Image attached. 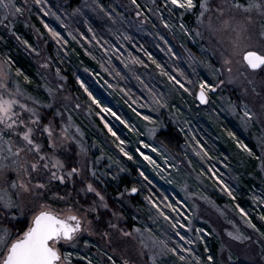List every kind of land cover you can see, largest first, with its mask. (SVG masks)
I'll use <instances>...</instances> for the list:
<instances>
[{
	"label": "rangeland",
	"instance_id": "obj_1",
	"mask_svg": "<svg viewBox=\"0 0 264 264\" xmlns=\"http://www.w3.org/2000/svg\"><path fill=\"white\" fill-rule=\"evenodd\" d=\"M51 1L59 6L56 12L50 8V0H6L14 3L16 8H22V12H17L16 8L5 9L0 4V21H3L0 28L19 40L37 61L41 86L39 88L38 84L35 91L26 88L1 57L0 83H7L13 92L19 86L22 95L16 98L46 113L45 122L54 112L61 114L55 118L57 132L67 124L68 136L75 139H68L58 150V155L66 159L69 166L81 167L82 172L63 182L51 180L46 189L33 188L31 193H24L10 187L11 181L29 179L27 172L14 170V161L23 162L31 159L33 154L22 152L19 157H14L6 154L7 151L3 152L8 161L0 160V163L11 167L0 172V190L11 194L17 202L23 200L24 206L12 210L15 216L0 212V230L7 229L9 233L7 241L0 244V264L7 248L22 236L16 237L4 221L30 217L31 224L40 210L55 212L63 218L72 213L84 217L76 247L63 244L72 256L63 257L62 254L61 264H78V261L88 264V260L93 264L95 260L109 264L104 252H108L117 264L124 260L129 264H264V236L245 223L251 218L252 223L264 231V219H261L264 212L260 211L264 207V182L251 172L260 170L264 175V119H249L244 115L245 104L252 112L259 114L261 111L264 71L249 69L242 57L234 52L237 39L246 41L248 50L264 51L259 37L264 17L258 11L244 14L241 10L232 9V15L252 16V38L248 40L247 34L237 38L232 29L223 24L229 17L227 11L223 16L215 12L217 6L227 8L232 0H227V3L214 0L213 11L207 14L218 31H212L207 22H198V10L184 12L181 16L182 10L168 11L164 0H136L135 3L133 0L100 3L98 0H81L84 10L90 11L92 17H101L103 24L99 30L103 31V38L94 37L95 41L90 42L72 31L68 18L63 17L69 0ZM246 2L241 0V3ZM36 7L39 8L37 11L58 13L60 27L69 38L77 41L76 45L80 47L83 42L88 49L95 50L94 58L101 67L92 68L98 86L95 92L90 90L91 96L100 101L98 104L93 99L96 105L94 114L88 110L87 104L77 102L69 92L63 74L51 66L45 46L51 36L58 44L60 42L49 31V22L41 26L40 21H34ZM36 24L43 27L41 32L35 30ZM29 27H33L35 42L40 43L39 49L35 42L25 43L23 31ZM74 32V36L82 41L74 38ZM92 35L95 36L96 32ZM89 55L93 57L91 53ZM229 59L232 62L226 63ZM78 66L84 75L83 80L88 81L91 77L87 70ZM169 75L175 76L189 91L169 79ZM203 80L218 85L212 91L206 90V104L197 100ZM250 80L254 83H248ZM220 81L224 83L220 84ZM253 87L261 92L260 96L255 94ZM49 104L52 108L47 107ZM105 109H111V112ZM145 116L151 119L145 120ZM170 125L180 136L181 143L177 149L168 147L160 136L161 131ZM109 126L119 139L112 135ZM120 140L125 141L122 147L132 153L133 160L124 156L117 147ZM238 140L250 148L253 145L256 155L240 147ZM81 144L86 152H81ZM146 144L151 147H145ZM137 148L151 156L155 163L145 160ZM93 170L95 177L92 176ZM141 172L148 177L147 180ZM121 176H126L131 187L135 186L139 191L136 194L124 191L125 196L120 197L117 204L122 215L119 220L113 219L118 227L110 229V211L115 208L100 209V219L96 220L97 214L90 211L89 205L98 197L94 193H86L84 188L89 182L97 187L98 181L104 183L103 180L108 178L117 179L118 183ZM247 176L257 179L249 182ZM33 177V184L37 180L49 182L48 174L43 171L33 172ZM53 183L62 188L70 185L69 195L54 191L46 198V192L50 191ZM241 186L247 190V195L249 190L250 195L252 191L253 195L246 198L253 203L236 196ZM257 186L263 189L262 193L258 192L259 197L254 195ZM133 196H138V199L132 201ZM220 197H224L226 202H222ZM169 204L177 210L172 211ZM237 205L245 209L247 217ZM129 217L134 221L132 227ZM89 221L92 222L91 231ZM119 229L131 235L125 236ZM105 231L111 235L104 236ZM240 234L242 238L236 239ZM85 240L91 241V246L85 245ZM80 244L84 246L81 248ZM209 256L213 257L211 261Z\"/></svg>",
	"mask_w": 264,
	"mask_h": 264
},
{
	"label": "snow or ice",
	"instance_id": "obj_2",
	"mask_svg": "<svg viewBox=\"0 0 264 264\" xmlns=\"http://www.w3.org/2000/svg\"><path fill=\"white\" fill-rule=\"evenodd\" d=\"M135 2L136 0H133V3ZM213 2L214 0H164V6L167 7L170 12L174 10H182L180 12L181 16H183L184 12L196 9L198 10V22H207L208 27L212 31H218L216 26L213 24L212 19L207 16L208 13L213 11ZM225 3H227V0H225ZM0 4H2L5 9L16 8L14 3L6 2V0H0ZM232 9L241 10L244 14L258 11L261 16L264 17V0H247L246 3H241V0H232V3L228 4L227 8L222 5L215 8V12L220 13L221 16H223L226 11L229 13L228 19L224 20L223 24L231 28L237 38L247 34V39L251 40L252 33L250 22L252 21V16L232 15ZM16 11L22 12L23 9L16 8ZM137 14L139 15V13ZM0 23H3V21H0ZM45 26L47 27V25ZM181 27L183 28L184 25H181ZM260 28L262 30L259 32V37L261 43L264 44V23L260 25ZM49 31L52 32L53 36L62 39L59 32L52 28H49ZM197 35H199V33H197ZM25 43H27V41H25ZM234 52L235 54L240 55L246 62V65L252 70L259 69L264 71V51L248 50L246 41L237 39L234 44ZM149 56H151V54H149ZM231 62L232 61L230 59L226 61V63ZM157 66L162 67L160 65ZM19 71L20 70L18 69L17 72ZM229 72H231V68H229ZM25 79H28V77L25 76ZM169 79L175 81V83L179 84L180 87L185 88V86L177 80L175 76L169 75ZM81 83L83 84V81H81ZM219 83L223 84L224 81H220ZM248 83L253 84L254 82L250 80ZM262 83H264V81H262ZM216 87H218L217 84H213L207 80L201 81L199 85L200 90L198 93V99L202 103H208L206 90L212 91ZM0 89L5 90L0 91V126H2L0 127V160L8 159L2 155L5 151L14 157H19L22 152L26 154H33L31 159H26L23 162L14 161L16 164V168L14 170L18 172H27L29 179L27 181H11L10 187L13 189H21L24 193H31L33 188H48L51 180L63 182L66 178L75 177L77 174L81 173V167L69 166L66 159H61V156L58 155V150L67 143L68 139H75V137L68 136L67 124H64V126L59 129V133L57 132L58 122L55 118L57 115L61 114L59 112H54L45 122L46 113H41L37 108L30 107L27 103H23L16 98L18 95H22L19 86H17L15 92H13L8 88L7 83H0ZM85 91H88L86 86ZM185 91H189V89L185 88ZM253 91L257 96L261 95V92L256 91L255 87H253ZM88 94L90 96L92 95L91 92ZM93 99L96 100L94 96ZM36 103L39 104L40 101H36ZM96 103L99 104L100 101L96 100ZM47 107L52 108V104H49ZM77 107H79V105H77ZM244 107V115L249 119H264V103L261 104V111L259 114L249 110L247 104H245ZM105 110L111 112V109ZM144 119L149 120L151 118L145 116ZM109 131L112 132L113 136H117V133L113 131L111 126H109ZM230 135L234 136L235 133H230ZM13 137H16L15 141H13ZM117 139H119L118 136ZM237 142L240 144V147H242L249 154L253 156L256 155L249 145L239 140ZM124 144L125 141L120 140V144L117 145V147L120 148V151L124 154V156H126L129 160H133L134 156L132 153L122 147ZM145 147H151V145L146 144ZM262 147H264V142H262ZM46 148L48 151H45ZM80 149L82 153L86 152V149L82 144L80 145ZM136 151L139 152L140 155L143 156V158L149 163H155L151 156L146 155L144 152L140 151L139 148H137ZM10 167L11 166L8 164L0 163V172H5L10 169ZM53 169H56V171H53ZM64 169H67V171L64 172ZM40 171L48 174L49 182L46 183L37 180L36 183L33 184V172ZM140 174L141 176H144L146 180L148 179L143 172ZM92 176H96L95 170H93ZM221 183H223V181H221ZM225 187H227V185H225ZM84 191L86 193H94L95 196L98 197L97 201H94L91 205H89V209L91 212H95L97 214L95 219L99 220L101 215L100 209H110V205L107 202L105 195L91 182L86 184ZM125 191L135 194L139 191V189L133 186ZM0 193H2L0 194V205H2V207H0V212H3L5 215L11 214L12 216H15L16 214L12 210L14 208L23 207L24 201L21 200L20 202H17L13 199V196L6 191L0 190ZM229 194L231 195V190H229ZM119 196L124 197L125 192H120ZM148 199L151 200V197H148ZM153 203L155 202L153 201ZM169 207L172 208V211L177 210L171 204H169ZM236 207L239 208L243 216H248V213L244 208L240 207V205H237ZM161 214L164 215L163 212H161ZM121 215L122 214L118 209H111V218L108 220V227L110 229H117L118 225L113 223V219L119 220ZM166 218L171 219V217L168 216H166ZM261 219H264V214H262ZM83 222L84 217L75 213L69 214L65 219L59 217L51 211L40 210L38 214L33 217L32 226L29 227L27 231L23 232L21 238L14 240L10 247L7 248L2 264H61L63 257L70 258L72 256L71 252H66L63 253L62 257L61 248L63 244L71 245L73 248L76 247V244L79 242V235L82 232ZM88 223L89 230L91 231L92 222L89 221ZM245 223L249 224L253 229L259 232L261 236H264V231L257 228V225L252 223L251 218L245 220ZM119 231L125 236L131 235V233L126 232L124 229H119ZM137 231L139 230L137 229ZM197 231L201 230L198 229ZM8 235L9 233L7 229L0 230V244H4L7 241ZM103 235L110 236L111 233L105 231ZM177 235H179V233H177ZM229 235H232V233H229ZM235 238L241 239L242 234L237 235ZM181 239L183 240L184 237H181ZM247 239H251V237H247ZM109 243H111V240ZM84 244L91 246V241L85 240ZM145 247H147V245H145ZM262 247H264V244H262ZM172 251L175 252L176 249L173 248ZM185 251H190V249H185ZM103 255L108 258L109 264H117L116 260L113 259L112 256L108 255V252H104ZM153 259H155V257H153ZM181 259H183V257H181ZM212 259V256L208 257V260L211 261ZM88 264H93V261L88 260ZM122 264H129V262L124 260L122 261Z\"/></svg>",
	"mask_w": 264,
	"mask_h": 264
},
{
	"label": "trees",
	"instance_id": "obj_3",
	"mask_svg": "<svg viewBox=\"0 0 264 264\" xmlns=\"http://www.w3.org/2000/svg\"><path fill=\"white\" fill-rule=\"evenodd\" d=\"M44 1H49V0H44ZM102 1L107 2V0H98L99 3ZM49 6L54 12H56L57 8H59V6L55 5L54 2H52L51 0ZM84 8L85 6L81 4V0H69V5L67 9L64 11L65 14L63 15V17L68 18V24L69 27H72V31L75 30L81 36H83L87 41L90 42L95 41L94 37L96 38L98 37V39L101 40L104 36L103 31H99L103 27V24L101 22V17L100 19H97L98 17L97 18L92 17L90 11L88 12L87 10H84ZM38 9L39 8L36 7L34 13H36ZM57 15L58 13L49 14V13H45L43 10H40L37 11L36 15H34V21L36 20H37L36 22L40 21L41 26L44 25L46 22H49V25L51 26L50 28L60 33V37H62V39L58 38L60 44H58L54 40V38L50 35L51 38L48 40V43L45 46L46 52L50 58V64L54 69L55 68L58 69L63 74V76L65 77L66 86L69 92H71L73 96L77 99V102L82 101L85 104H87L88 110L92 114H94L96 105L94 103V100L92 99V96H90L88 93L91 91L95 92V88L96 86H98L97 80L93 76L92 68L101 67V63L99 61H96V59L94 58L95 50L93 51L91 49H88V47L83 42H82V46L80 47L79 45H76L77 41H75L72 38H69L67 32L60 27V21L57 19ZM61 23L65 24L63 21H61ZM36 26L38 28L36 27L35 30L41 32V29H43V27H39L37 24ZM97 31H99L98 34ZM23 32L25 34V36H23L25 37L24 38L25 41L35 42L36 35L33 34V27L24 29ZM76 32H74L73 36L76 35ZM93 32L94 33L96 32L95 36L92 35ZM74 38L81 40L76 36H74ZM35 45L38 49L40 48V43L35 42ZM89 53H91L93 57L90 56ZM0 57L8 66L10 72H12L14 76H16L17 79L21 81L26 88L30 89L31 91H35L36 88L38 87V84L40 88L41 85L40 83H38L39 72H38L37 61L31 56L29 50H27L26 47H24V45L20 43L19 40L17 41V39L13 35H7L5 31H3L1 28H0ZM78 65L86 69L87 70L86 72L91 77L88 81L86 80L87 83L85 82V80H83L84 75L80 72V67ZM18 69L20 70L19 72H17ZM25 76H27L28 79H25ZM81 81H83V84L81 83ZM84 84H86L85 86L87 87L88 91H85ZM96 118L98 119V117ZM160 136L163 142H165V144L172 149L175 148L177 149L178 144L181 143L180 136L176 132L175 127L172 125L168 126L167 130L161 131ZM251 147L253 152H255L256 154L257 152L256 148L253 145H251ZM6 154L10 155V153L8 152ZM5 161H8V159ZM251 172L255 173V175L258 176L262 182H264V175L262 171L259 170V171H251ZM248 173H250V171H248ZM251 176L246 177V179H248L249 182H253L254 180L257 179V177H251ZM116 180L117 179L108 178L106 180L105 179L103 180L105 181L104 183L98 181L99 183H97L98 184L97 187L101 192L106 194L110 206L115 209H119V207L117 206V204L120 203L119 193L124 192L126 189H129L132 185L126 176H121L119 182L117 181L118 183H116ZM105 183H107L108 185H106ZM238 190L239 191L238 194H236V196L240 200L243 197L246 198L250 195V190L248 191V195H247V190L242 189V186L241 188L239 187ZM261 190L263 192V189L257 186V190L254 192V195L259 197V194L262 193ZM54 191H57V193L62 195H69V193L67 194V192H70V185H65V187L62 188L57 183L51 184L50 191L46 192V198L49 197L51 193ZM259 191L260 193H258ZM251 195H253L252 191H251ZM256 196L253 197H255V199L257 200ZM137 199L138 196L132 197V201H136ZM220 199L222 200V202H226V199H224V197L222 198L220 197ZM246 200H248L249 203L250 202L253 203L249 198H246ZM260 211L264 212V207H262ZM128 222L131 224L130 227H132V223H134L132 217H129ZM4 225L8 227L11 230V232H14L16 234V237H19L23 234L24 231H26L29 228L30 217H25L24 219H17V220H5ZM82 246L84 245L80 244L81 248ZM66 252H68L67 247L62 246V254ZM96 259L98 260V258ZM100 263L101 262L99 261L97 262L95 260V264H100ZM78 264H87V263H84L83 261H78Z\"/></svg>",
	"mask_w": 264,
	"mask_h": 264
},
{
	"label": "water",
	"instance_id": "obj_4",
	"mask_svg": "<svg viewBox=\"0 0 264 264\" xmlns=\"http://www.w3.org/2000/svg\"><path fill=\"white\" fill-rule=\"evenodd\" d=\"M246 63V62H245ZM249 69H251L250 67H249ZM252 70V69H251ZM259 70V69H258ZM253 71H256V70H253ZM197 100H198V102L199 103H201V104H204V103H202L199 99H198V95H197ZM136 194V193H135ZM52 212V211H51ZM53 213H55V212H53ZM56 215H58L59 217H61V218H63L61 215H59V214H57V213H55ZM66 219V218H65ZM33 220V219H32ZM32 226V222H31V224H30V226L29 227H31ZM27 231V230H26ZM23 235V234H22ZM22 237V236H21ZM20 237V238H21ZM19 239V238H18Z\"/></svg>",
	"mask_w": 264,
	"mask_h": 264
}]
</instances>
